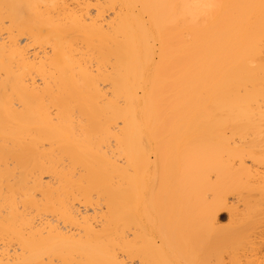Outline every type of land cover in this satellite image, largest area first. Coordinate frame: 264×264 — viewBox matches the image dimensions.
<instances>
[{
    "label": "bare ground",
    "instance_id": "bare-ground-1",
    "mask_svg": "<svg viewBox=\"0 0 264 264\" xmlns=\"http://www.w3.org/2000/svg\"><path fill=\"white\" fill-rule=\"evenodd\" d=\"M0 264H264V0H0Z\"/></svg>",
    "mask_w": 264,
    "mask_h": 264
},
{
    "label": "rangeland",
    "instance_id": "rangeland-1",
    "mask_svg": "<svg viewBox=\"0 0 264 264\" xmlns=\"http://www.w3.org/2000/svg\"><path fill=\"white\" fill-rule=\"evenodd\" d=\"M222 217H223L222 220H223V221H224V220L226 221V216H225V218H224V216H222ZM225 221H224V222H225Z\"/></svg>",
    "mask_w": 264,
    "mask_h": 264
}]
</instances>
